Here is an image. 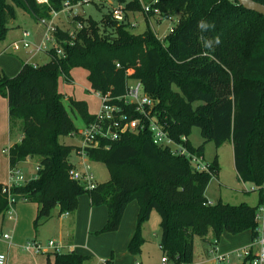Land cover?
Here are the masks:
<instances>
[{
    "label": "trees",
    "instance_id": "16d2710c",
    "mask_svg": "<svg viewBox=\"0 0 264 264\" xmlns=\"http://www.w3.org/2000/svg\"><path fill=\"white\" fill-rule=\"evenodd\" d=\"M66 1L76 2L50 0L42 6L35 0H0V40L19 10L39 20L50 17L53 10L61 11ZM115 1L125 6L126 22L113 20L111 10L99 22L77 15L72 24L79 21L83 28L75 39L69 29L59 28L56 33L65 56L51 50V60L45 64H24L15 76L0 74V96L8 99L11 128L19 126L22 133L21 141L10 147L9 166L30 159L38 162L36 177L12 187L11 195L38 204L39 225L57 208L75 214L80 196L88 194L92 206L108 208L107 222L99 234L119 230L127 206L137 201L140 211L129 252L141 253L142 225L158 212L160 245L172 264L194 262L196 236L212 250L224 232L251 231L254 241L258 236L256 211L264 204V16L245 9L237 0H159L152 7L162 17L178 18L174 30L160 39L150 27L142 33L132 31L130 13H143L146 20L154 16L153 11L144 12L140 0ZM255 1L264 4V0ZM202 20L212 27L200 30ZM205 40H211L212 47H204ZM78 67L89 71L93 91L109 93L114 99L125 95L130 79L140 80L156 102L153 116L175 141L187 136L191 153L204 158L207 142L217 147L231 142L238 179L258 186V205L209 202L206 190L219 173L217 163H210L209 171L196 170L189 158L155 145L149 129L126 133L114 141L102 140L99 147L62 143L61 138L75 136L79 129L64 103L59 82L61 76L72 81L71 72ZM69 105L85 125L96 117L85 101L71 97ZM127 114L143 118L129 107ZM194 127L203 138L199 147L189 138ZM73 153L105 164L110 179L91 190L71 179L70 171L76 168ZM4 187L0 183V217L10 210ZM52 256L48 255V264L90 261L75 252Z\"/></svg>",
    "mask_w": 264,
    "mask_h": 264
},
{
    "label": "crops",
    "instance_id": "0c3cea01",
    "mask_svg": "<svg viewBox=\"0 0 264 264\" xmlns=\"http://www.w3.org/2000/svg\"><path fill=\"white\" fill-rule=\"evenodd\" d=\"M24 14L29 15L26 12H24ZM68 20V18L60 16L57 23L63 28H70L71 26L68 24ZM35 21L38 22V20ZM42 29L44 34L43 26ZM21 40L22 34L16 41L20 42ZM15 44L16 43L13 42L6 47L0 44V70L8 76H15L20 72L24 64H30L24 62V54L19 56L7 52L8 50H13V52L18 51ZM71 97L74 98L73 96H67V98L64 99V103L65 101L69 102V98ZM74 99L78 100L77 98ZM72 112H74V115L77 113L76 111ZM16 129L19 130L20 127L16 126ZM10 132L11 125L8 99L0 96V154L3 153L4 149L10 148L16 144L11 141ZM18 133V142H20L22 133L21 131ZM80 157L83 158L86 156L83 155V153H76L74 158L76 160L78 158L80 159ZM74 158L72 160L76 165ZM83 163H87V160L83 159L78 165L81 166ZM8 166L5 164V161L0 160V183L3 185H7L10 181V166ZM16 197L17 199H23L20 195H17ZM10 207L12 211V219L9 218L7 212L4 216H1L2 220H0V234L9 233L11 236L10 240L0 238V253H5L7 255V264H48V255L50 253L34 254L29 253L24 249V246L28 241L27 239L30 237H33V239H35L34 241H38L37 236L39 231L35 230L38 226L36 225L39 211L38 204L24 200L23 203L12 204ZM139 211L140 207L137 201L129 203L125 210L119 230L95 236L94 233L100 231L107 222L108 208L105 205L92 206L89 195L85 194L80 196L79 206L75 214L66 215L65 213H61L60 209L57 208L54 210L51 218L44 221L43 225L46 226V230L51 233L50 241H55L62 246L63 253L75 252L77 254L88 256L90 257V261H88L87 264H101L100 261L103 260L107 262L111 261L110 264H162L161 259L163 251L160 245L161 235L160 238H158L159 236L157 235L156 240L150 241V233L144 230L143 225L141 232L145 242L142 246L141 253L138 256H135L128 250V245L136 231ZM253 243L254 241L251 231H245L237 235H231L228 232H224L215 249L216 251L212 250V247L209 246L208 251L210 252L208 255H198L195 257L192 264H217L216 255L218 253L231 254L236 250L245 248H251L252 251L256 253L259 248L254 249L256 246H254ZM50 258L53 259V256ZM228 264L238 263L234 260ZM242 264H245V261H242Z\"/></svg>",
    "mask_w": 264,
    "mask_h": 264
},
{
    "label": "rangeland",
    "instance_id": "374dc122",
    "mask_svg": "<svg viewBox=\"0 0 264 264\" xmlns=\"http://www.w3.org/2000/svg\"><path fill=\"white\" fill-rule=\"evenodd\" d=\"M115 1V0H113ZM99 8L97 4H85L80 7H75L72 11V14L81 15L85 18H92L95 21H101L104 15L108 14L111 10L112 5L109 3L104 4V6H100ZM68 13H62L61 17L67 18ZM145 15L143 13H130L128 20L130 23L137 22L138 25L133 28L134 33H142L148 27H150L156 35L160 39H165L170 34V29L174 26V21L169 20L168 18L162 17L157 18L155 16H151L148 20L145 19ZM69 21V25L72 27L74 24ZM67 24V25H68ZM68 25V27H69ZM30 31L32 34V42L33 47L29 50L25 49L23 44L16 40L20 38V35L24 30ZM43 35L42 25H40L34 18L31 16L24 14V11L19 10L17 14V18L15 20H11L9 22V30L7 31L6 37L3 40H0V44L9 46L13 42L16 43L15 47L18 51H10L7 52L13 55L22 56L25 55L24 62L30 63L33 65L36 64H45L51 60V55L49 52L46 51H37L39 44L41 43ZM4 73L0 70V74ZM71 76L73 78L72 81L67 82L65 81L64 76H61L59 82V89L60 92L63 94L64 99L67 96H73L78 100L81 99L82 101H86L89 106V111L92 114H97L100 110L101 106V98L97 92L93 91L90 87V82L88 79L89 71L85 68H75L73 69ZM66 107L69 111L70 116L74 120L75 125L79 129V133L84 128V121L80 117L79 114L72 112V109L69 105V102H66ZM18 132L20 129H16V126L11 128V141L13 143L18 142ZM77 133L75 136H66L61 138V142L70 145H76L83 147L84 141L81 134ZM190 141L193 146L199 147L203 144V138L201 136V131L198 127L192 128L191 134L189 136ZM76 156V153H73L72 159ZM83 159L87 160V163L90 165L91 170L95 173L97 181L105 182L110 179V173L105 164L100 162H91L87 157H80V159H76V167L81 169L83 165H78ZM0 160L5 161V164H9V157L8 154L2 153L0 154ZM74 162V161H73ZM204 162L206 164H210L216 162L219 167V173L216 177H212L210 184L206 190V197L208 198L209 202L217 204L218 202L229 203V204H241L247 203L251 206H257L259 203V191L258 186L252 182H242L238 179L235 163H234V151L233 145L231 142H226L222 146L217 147L213 141L207 142L204 148ZM9 167V166H8ZM20 170L22 175L25 177V181H19V183H24L29 179L36 177L38 172V162L35 159H30L25 163L20 165ZM11 179H14L11 177ZM264 186V184H263ZM85 195V194H83ZM88 195V194H87ZM17 196V195H16ZM15 196L14 201L12 202L13 205L17 203H23L24 199H17ZM66 214V213H65ZM67 215V214H66ZM2 220V217H0ZM160 215L158 212H153L150 219L147 220L143 224V228L146 232L150 233V241L156 240L157 235L160 238L161 235V226H160ZM44 221H41L40 224L35 228V230L39 231L36 242L40 243L42 246H47L51 237L50 231L46 230V226L43 225ZM45 229V230H43ZM107 234V233H105ZM94 235H102L94 233ZM232 235V234H231ZM28 242H34L35 239L30 237L27 239ZM26 243V244H27ZM254 244V243H253ZM256 246L254 249H258L259 245L254 244ZM208 248L209 244H207L202 238L196 236L194 239V255L197 257L198 255L206 256L208 255ZM242 250V249H240ZM237 251L230 254V262L236 261L238 264H242V260L238 259ZM49 255H53L54 250L49 249ZM105 260L100 261L102 264Z\"/></svg>",
    "mask_w": 264,
    "mask_h": 264
},
{
    "label": "built area",
    "instance_id": "2783aa9c",
    "mask_svg": "<svg viewBox=\"0 0 264 264\" xmlns=\"http://www.w3.org/2000/svg\"><path fill=\"white\" fill-rule=\"evenodd\" d=\"M38 5H49L50 0H35ZM143 3L145 13L151 11L154 12V16L162 18L161 11L158 8L152 6L159 2V0H152L146 2L140 0ZM109 3L112 5V18L116 22H126L127 16L125 12V6L117 3L113 0H76L75 3L66 1L61 11H52L50 17L40 18L39 24L44 27V34L42 36L41 43L39 44L37 51L49 52L54 50L58 56H65L64 48L62 44L57 40L56 33L59 28L69 29V36L75 39L77 32L83 28V24L79 21L75 23V26L70 28H63L57 23L62 13H68L67 18L71 19L72 23L74 17L77 16L72 14L75 7H80L85 4H99L104 5ZM171 21H174V26L171 27L170 33L174 30L178 18L167 15L164 16ZM137 22H132L131 27H136ZM31 33L28 30L22 32V44L25 49L29 50L33 47L31 41ZM65 42V41H64ZM68 44H72V41H66ZM133 71L129 70L131 74ZM98 95L101 98V106L99 112L96 114L95 119L85 125L79 134H81L84 146L83 147H99V143L104 141H114L120 139L124 134L129 132H137L144 129H149L152 132L153 142L163 148H170L173 154L185 156L190 159L194 168L199 171H209V164L204 162V158L191 153L187 147L188 137L182 136L181 142H177L169 136L168 131L164 126L153 116V110L155 107V100L145 91V87L140 80L130 79L127 84L126 93L120 98H112L109 93ZM132 108L135 112L140 113L143 118H131L127 114V108ZM107 149H109L107 147ZM3 153L9 154L10 148L4 149ZM83 168H74L70 171L71 179L78 181L85 185L89 190L94 189L98 185L95 173L91 170L88 163H83ZM10 181L3 188V193L9 196L10 205L15 199V196L11 195V188L14 186L21 185L19 181H25V177L22 175L19 166L11 167L9 169ZM14 178V179H11ZM28 181V180H27ZM26 181V182H27ZM24 182V183H26ZM11 208V207H10ZM9 218L12 219L11 209L8 211ZM69 215V213H66ZM255 220L257 223L258 236L254 240V244L259 245V249L256 253L252 249H242L237 251L238 259L245 261V264H264V204L260 205L256 211ZM0 238L10 240L11 236L9 233L0 234ZM24 249L29 253L34 254H47L49 249L54 250V253H63L62 246L57 244L55 241H50L47 246H42L40 243L28 242L25 244ZM162 249V248H161ZM216 249V248H215ZM214 249V251H216ZM250 256H254L251 260L246 261ZM8 257L5 253H0V264H7ZM162 264H172L168 257L163 254L161 259ZM230 262V254L218 253L216 255L217 264H228ZM103 264H110L105 261Z\"/></svg>",
    "mask_w": 264,
    "mask_h": 264
},
{
    "label": "water",
    "instance_id": "95a60500",
    "mask_svg": "<svg viewBox=\"0 0 264 264\" xmlns=\"http://www.w3.org/2000/svg\"><path fill=\"white\" fill-rule=\"evenodd\" d=\"M238 3L249 11H253L264 16V4L255 0H237Z\"/></svg>",
    "mask_w": 264,
    "mask_h": 264
},
{
    "label": "clouds",
    "instance_id": "9594fccd",
    "mask_svg": "<svg viewBox=\"0 0 264 264\" xmlns=\"http://www.w3.org/2000/svg\"><path fill=\"white\" fill-rule=\"evenodd\" d=\"M198 27H199L200 30L205 31V30L211 28L212 25H210L207 21H203L202 20V21H200L198 23ZM215 42L217 44L219 43V38L218 37L216 38V41ZM204 47H206V48L212 47V41L211 40H205L204 41Z\"/></svg>",
    "mask_w": 264,
    "mask_h": 264
}]
</instances>
